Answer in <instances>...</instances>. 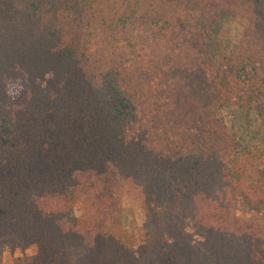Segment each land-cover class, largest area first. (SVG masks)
I'll return each mask as SVG.
<instances>
[{
    "label": "trees",
    "instance_id": "16d2710c",
    "mask_svg": "<svg viewBox=\"0 0 264 264\" xmlns=\"http://www.w3.org/2000/svg\"><path fill=\"white\" fill-rule=\"evenodd\" d=\"M226 108L263 140L264 0H0V264H264Z\"/></svg>",
    "mask_w": 264,
    "mask_h": 264
},
{
    "label": "rangeland",
    "instance_id": "374dc122",
    "mask_svg": "<svg viewBox=\"0 0 264 264\" xmlns=\"http://www.w3.org/2000/svg\"><path fill=\"white\" fill-rule=\"evenodd\" d=\"M242 21L238 18L228 17L221 24L219 36L225 41H234L241 30ZM89 60L96 59V53L93 46H90L88 51ZM18 83H10L7 86L9 95H15L18 92ZM222 115L236 136L237 154L239 158H243L249 154L252 162V172L250 180L244 190L250 191V197L243 198L238 202V209L243 210L245 216L255 217L264 214V138L258 141V130L252 125H249L242 115L234 108H226L222 110ZM247 188V189H246ZM257 189L263 198L256 199L251 197L252 189ZM255 194V193H254ZM118 206L120 210L121 224L128 230H135L141 224L143 213L138 201V195L134 190L126 188H118L116 191ZM258 196V193H257ZM247 201V202H246ZM74 216L81 215V211L74 210ZM29 253V250L21 251L18 249L8 250L2 253V263L10 264L12 259L21 258Z\"/></svg>",
    "mask_w": 264,
    "mask_h": 264
}]
</instances>
